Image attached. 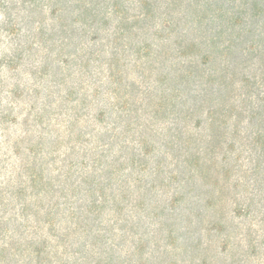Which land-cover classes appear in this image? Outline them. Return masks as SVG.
<instances>
[{
    "label": "trees",
    "instance_id": "obj_1",
    "mask_svg": "<svg viewBox=\"0 0 264 264\" xmlns=\"http://www.w3.org/2000/svg\"><path fill=\"white\" fill-rule=\"evenodd\" d=\"M129 1L0 0V35L5 34L11 41H18L10 53L2 50L0 44V76L3 69L16 70L25 54L30 51V46L19 43L28 24L34 31L28 30L31 34L25 37L31 38L33 43L44 45L48 40L58 37L67 45L68 38L75 32L73 27L77 24H87L84 25V30L91 32L94 35L93 40H97L100 38V32L108 29L112 17L118 19L117 31L115 29L108 41L118 45L125 39L123 37L128 36L129 42L133 44L132 38L136 41L144 37V41L138 43L136 49L139 55L135 60L133 72L145 74L146 69L147 75L152 77L155 71L165 64L168 59L166 57L171 56L167 46L153 49L154 44L147 41L159 32L157 29L148 31L151 27L149 22L156 16L157 0H138L140 10L133 14L126 4ZM166 11L171 19L162 24L163 29L168 31L175 23L172 21L175 13L169 8ZM48 19L55 23L50 29L46 27ZM262 19L264 0H186V38H180L173 45L177 48V56L173 55V58L176 60L180 57L181 61H176L171 65V71L162 72L160 77L155 79L160 85H168L169 88H165L163 93L153 92L152 87H146L144 84L147 80L140 81L129 77L126 64L121 62L119 50L114 47L108 65L114 84V97L109 107L99 109L95 118L102 121L114 113L116 118L111 124L112 127H108L104 135H100L97 148L101 152L95 148V152L89 156L90 164L86 159L66 164L71 155L64 154L61 160L64 164L54 168L58 167L56 162L59 160L57 152L61 142L60 136H48L43 127L45 120L41 117L40 124H36L39 129L33 130L29 121L20 120L15 105L24 95L18 87L8 91L10 97H0V264H69L65 259L67 255H72L73 259H78L83 264L92 262L96 255V264H116L112 249L106 252L101 248L99 253L93 250L92 255H88L87 251L85 254L84 250L87 247L96 248L98 245L105 247L103 241L106 240L110 248L117 246L115 242L109 241L107 235L108 232H113L114 227L100 226L103 210L109 202L107 189L111 183L110 178L116 171L113 167H123L126 158H131L133 163L141 166V163L145 162L141 157L147 158L154 151V142L158 138L159 130L156 131L150 122L154 119L153 116H149L147 122L137 123L135 130L141 128L137 131L141 155L133 151L130 154H114L109 159L113 138H121L127 144L126 136L133 130L140 110L143 115H147L148 105L153 107L154 115L164 114L168 106L172 105L173 109L176 107L173 101L183 93L186 95V128L194 122L193 128L202 130L188 133L189 138L186 140V149H190L189 160L186 162L190 166L187 172L189 177L186 198L190 200L186 203V210L189 212L186 222H202L205 218H215L211 229L217 233L226 231L224 218L227 212V198L231 194L229 190L232 169L218 167V162L214 159L217 157V150L222 148L226 154L232 152L233 144L240 137L239 125L242 119H249L254 131L247 136L251 138L258 156L264 159V90H259L256 102V91L253 90L257 85L260 87L264 77L260 80H257V77L239 79L241 74H245V69L240 68L247 64L246 58L243 57H248L257 48V38L261 36L262 30L258 23ZM129 42L123 43L122 46L126 47ZM169 48L174 50L171 45ZM261 57L263 60L264 56ZM48 68V64L40 67L38 72L42 78L47 74ZM240 83L248 91L242 90L239 94L240 90H237L236 86ZM35 91L38 95L37 90ZM237 91L238 96L243 97L240 104L235 99ZM98 94L97 87L94 97ZM204 114L206 119L202 120ZM203 123L206 128L202 126ZM70 124L69 131L76 123L72 121ZM20 126H24V129L19 131L20 134L12 132L13 128ZM230 126H234V129H231L229 136ZM118 129L122 131L118 132ZM202 133L205 140L203 139V145H200L197 141ZM107 147L109 148L106 149ZM10 151L17 161H12L13 158L8 156ZM226 161L224 158L223 162ZM51 164L55 166L50 168ZM261 165L258 162L255 169L261 170ZM64 166L67 168H63ZM75 167H80L76 171L80 182L91 185L95 180V172L100 170L97 176L105 177L104 183L107 184L102 183L101 191L97 195L93 194L94 197L90 198L92 200L87 201V204L80 205L76 210L69 208L67 213L61 209L57 194L67 198L71 192L75 193L81 189L79 182L76 184L69 180L75 175ZM159 173L158 161V166L153 169L151 175L155 178ZM154 181L156 183V179ZM132 184L140 193L136 202L143 209L149 192L156 190L157 185L152 182L144 189L139 177ZM123 185L131 187L126 182ZM181 197V192L176 193L170 200L171 207ZM114 200L117 202L116 198ZM246 201L232 203L235 216H251L253 199ZM263 245L264 243L251 240L249 248H264ZM146 248L147 244L142 242L136 249L143 252ZM233 260L230 264L237 262L238 257L235 258L234 255Z\"/></svg>",
    "mask_w": 264,
    "mask_h": 264
},
{
    "label": "rangeland",
    "instance_id": "obj_2",
    "mask_svg": "<svg viewBox=\"0 0 264 264\" xmlns=\"http://www.w3.org/2000/svg\"><path fill=\"white\" fill-rule=\"evenodd\" d=\"M137 1L130 0L126 3L132 14L140 10ZM181 1L183 2L181 3ZM156 4L158 6L156 16L149 22L151 27L148 28V31L157 29L159 32L147 41L154 44L153 49L167 46L171 56L166 57L168 59L165 60V64L161 65L160 70L155 71L152 77L147 75L146 69L145 74L133 72L135 60L139 55L136 49L138 43L144 41V37L136 41L135 38H132L133 44L129 42L128 36L123 37L125 39L118 45L108 41L117 27V18L110 17L108 29L105 32H100V38L97 40H93L94 35L91 32L84 30L83 27L87 24H77L73 27L75 32L68 38L67 45H64L58 37L48 40V43L44 45L33 43L31 38L27 37L26 39L25 36L31 34L28 33V30L33 32L34 29H31L29 24L24 28L22 40L19 43L30 46V51L25 54L16 70L3 69L0 76V90H2L0 97H10L8 91L18 87L21 94L24 95L22 100L15 105L20 120L29 121L33 130V128L39 129L36 124H40L41 117L45 120L44 132L48 136H60L61 142L57 152L59 160L56 162L58 167L51 164L50 168L54 166V168H59L64 164L61 162L64 154L71 155L66 164L70 161L79 162L84 159L90 164L89 156L95 152V148L99 149L97 147L100 144L98 141L100 135H104L108 127H112L111 124L115 121L116 113L113 116L108 115L107 119L102 121L95 117L100 108L109 107L114 97L112 94L114 84L108 69L114 47L119 50L121 62L126 64L129 77L140 81L147 80L144 85L152 87L153 92L156 93H163L165 88H169L168 85H160L155 79L160 77L162 72L171 71V65L176 61H181L180 57L176 60L173 58V55L177 56V50H175L177 48L173 45L180 38H186V0H157ZM168 8L172 10V13H175V20H172L175 23L171 29L165 31L162 23L171 19V16L167 15ZM0 18H2L1 15ZM263 23L264 19L258 23V27H262V30L261 36L257 38L255 52L248 57H243V59L246 58L247 64L242 65L244 68H240V70L245 69L246 74L239 76L241 80L243 77H257V80L264 77V59H261V56H264ZM54 24L48 19L46 27L50 29ZM17 42L11 41L10 37L5 34L0 35L2 50L9 53L16 47ZM126 42H129V45L123 47V43ZM169 45L174 50L171 51L172 48L170 49ZM43 64L49 65V70L44 78L38 72ZM261 83L259 88L257 85L253 89L256 91L254 102L257 100L259 90H264V81ZM97 87L99 94L94 97ZM236 88L240 90L239 94L243 92L242 90L248 91L245 86H242V83L238 84ZM27 93L29 94L27 95ZM242 98L238 96L237 91L235 99L238 104L241 103ZM173 105H176L174 109L170 105L167 107V112L161 115H154L153 107L147 105V115H143V111L140 110L133 130L126 136L127 144L121 138H113L109 159L114 154H130L133 151L141 155L140 140L137 141L139 137L137 131L141 128L135 130L137 123L147 122L149 116H153L154 119L150 122L156 131L159 130L157 131L158 138L154 142L155 149L147 158L141 157L145 161L141 163V166L133 163L131 158L129 160L126 158L123 167H121L122 165L113 167L116 171L110 178L111 183L108 182L110 184L107 189L109 202L103 210L100 226L114 227L113 232H108L107 235L109 241L115 242L117 246L110 248L106 242L108 240H106L103 241L105 247L102 245H98L96 248L87 247L84 253L86 254L87 251L88 255H92L93 250L99 253L101 248H104L103 250L106 252H110L112 249L116 264H223V262L230 264L234 261V255L235 258L238 257L234 264H264V248L261 246L257 249L249 248L251 240L264 243V179L262 180L264 178V159L258 156L251 138L247 136L253 133L254 126L249 123V119H242L239 125L240 137L233 144L232 152L226 154L225 150L219 148L217 157H214L218 162V167L232 169L231 190H229L231 194L227 198V212L224 218L227 229L223 233H217L211 229L215 218H205L202 222H186V217L189 216L186 203L190 200L186 198L189 177L187 172L190 167L186 163L189 160L188 151L190 150L186 149V140L189 138L190 132L197 133L202 130L194 129V122H191L190 126L186 128L185 93L173 101ZM201 119L205 120L206 114ZM72 121L76 125L69 131L68 127ZM202 126L206 128L204 123ZM22 128L24 129V126L13 128L12 132L16 131L17 134H20L19 131ZM231 129H234V126H230L229 136ZM121 131L120 129L118 132ZM14 135L13 133V137ZM198 139L197 143L203 145V133ZM225 148L227 147L225 146ZM8 156L13 158L12 161L18 160L11 151ZM224 158L227 159L225 163L223 162ZM158 161L160 162V173L153 178L151 172L158 166ZM258 162L262 164V168L257 171L255 168ZM79 169L80 167L73 169L75 175L69 180L76 184L79 182L81 189L75 193L71 192L67 198L57 194L61 209L66 212L69 211V208L76 210L80 205L87 204V201H91L90 198L94 197L93 194L97 195L101 191L102 183L107 184L104 183L105 177L97 176L100 174V170L95 172V180L91 185L80 182L76 174ZM143 169L146 170L142 171ZM137 177L144 184V189H147L152 182L157 185L156 190L149 192L148 201L143 209L136 202L140 193L132 184ZM154 179H156V183ZM125 182L131 187L123 185ZM180 192L181 199L171 207L170 200ZM90 193L92 194L90 195ZM114 198L117 199V202ZM250 199H253L251 216L247 218L235 216L232 203L243 200L250 202ZM171 208L174 209L171 210ZM142 242L147 244V248L143 252L136 249ZM65 259L69 264H83L82 261L73 259L72 255H67ZM97 259L98 255L88 264H96Z\"/></svg>",
    "mask_w": 264,
    "mask_h": 264
}]
</instances>
